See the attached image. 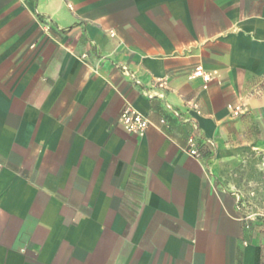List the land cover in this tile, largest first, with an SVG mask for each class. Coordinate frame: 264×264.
Returning <instances> with one entry per match:
<instances>
[{
	"label": "crops",
	"instance_id": "crops-1",
	"mask_svg": "<svg viewBox=\"0 0 264 264\" xmlns=\"http://www.w3.org/2000/svg\"><path fill=\"white\" fill-rule=\"evenodd\" d=\"M244 146L264 153V0H0V264H262L222 177Z\"/></svg>",
	"mask_w": 264,
	"mask_h": 264
},
{
	"label": "rangeland",
	"instance_id": "rangeland-1",
	"mask_svg": "<svg viewBox=\"0 0 264 264\" xmlns=\"http://www.w3.org/2000/svg\"><path fill=\"white\" fill-rule=\"evenodd\" d=\"M241 164L223 169L227 185L234 188L240 199V207L248 224L261 225L264 220V153L244 146Z\"/></svg>",
	"mask_w": 264,
	"mask_h": 264
},
{
	"label": "built area",
	"instance_id": "built-area-1",
	"mask_svg": "<svg viewBox=\"0 0 264 264\" xmlns=\"http://www.w3.org/2000/svg\"><path fill=\"white\" fill-rule=\"evenodd\" d=\"M122 71L126 76L132 78L136 83H139V81L136 79L135 74L131 72L127 67L122 66ZM194 77L202 78L206 84L210 81V77L204 73L202 67L196 68ZM205 88L207 87L205 86ZM191 108L198 113L200 112L197 103L191 104ZM230 110L232 111V114L234 116H240L244 112V106H230ZM175 116L180 117V115L177 113H175ZM119 121L124 129L133 136H142L151 125L150 120L145 115L135 111L131 107H128L121 114ZM192 128L193 134L187 141L185 152L191 158L201 160L205 157L206 154L213 153L215 146L211 141H200L197 126L193 125ZM2 170L3 166L0 163V175L2 173Z\"/></svg>",
	"mask_w": 264,
	"mask_h": 264
},
{
	"label": "trees",
	"instance_id": "trees-1",
	"mask_svg": "<svg viewBox=\"0 0 264 264\" xmlns=\"http://www.w3.org/2000/svg\"><path fill=\"white\" fill-rule=\"evenodd\" d=\"M249 227H252V230L259 228L261 235L264 237V220L260 226H255L254 224H250ZM261 261L262 264H264V245L262 247Z\"/></svg>",
	"mask_w": 264,
	"mask_h": 264
}]
</instances>
